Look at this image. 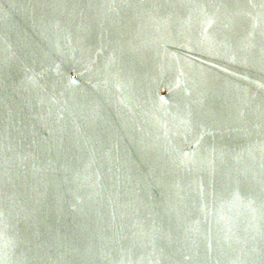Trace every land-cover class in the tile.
<instances>
[{
    "label": "water",
    "instance_id": "obj_1",
    "mask_svg": "<svg viewBox=\"0 0 264 264\" xmlns=\"http://www.w3.org/2000/svg\"><path fill=\"white\" fill-rule=\"evenodd\" d=\"M0 264H264V0H0Z\"/></svg>",
    "mask_w": 264,
    "mask_h": 264
}]
</instances>
